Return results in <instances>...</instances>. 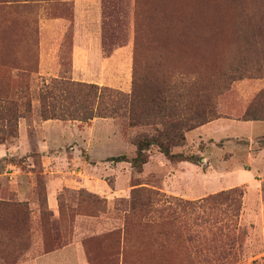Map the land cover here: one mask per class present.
I'll list each match as a JSON object with an SVG mask.
<instances>
[{
  "label": "rangeland",
  "instance_id": "obj_1",
  "mask_svg": "<svg viewBox=\"0 0 264 264\" xmlns=\"http://www.w3.org/2000/svg\"><path fill=\"white\" fill-rule=\"evenodd\" d=\"M94 36L120 63L75 75L73 40ZM158 133L191 159L152 144L132 167ZM0 149V264L69 241L88 264L259 260L264 0H0ZM216 193L211 242L231 249L204 254L196 204Z\"/></svg>",
  "mask_w": 264,
  "mask_h": 264
},
{
  "label": "crops",
  "instance_id": "obj_2",
  "mask_svg": "<svg viewBox=\"0 0 264 264\" xmlns=\"http://www.w3.org/2000/svg\"><path fill=\"white\" fill-rule=\"evenodd\" d=\"M90 40L86 41L85 37H82V41H78L74 38L72 43L70 51L71 70L80 77L86 75L88 67H99L108 70L110 66L114 67L117 63H120L116 56L121 51V48L113 49L110 53L102 56L97 36L90 38ZM115 83L104 80L103 84L113 85ZM0 153L4 154V149H0ZM46 200L50 208L52 207L51 209H53V198L47 194ZM17 264H88V260L82 244L69 241L28 261Z\"/></svg>",
  "mask_w": 264,
  "mask_h": 264
},
{
  "label": "trees",
  "instance_id": "obj_3",
  "mask_svg": "<svg viewBox=\"0 0 264 264\" xmlns=\"http://www.w3.org/2000/svg\"><path fill=\"white\" fill-rule=\"evenodd\" d=\"M45 117V116H44ZM48 118V117H45ZM172 138V136H167V135H162V134H155V135H142L140 137H138L135 140V154L130 157L128 160L131 164L132 167L134 168H139L140 165L145 161V153L144 150L149 146V145H156L159 149V151L165 155L168 158H176L178 160H190L191 156H183L180 153H171L169 151V142L168 140ZM111 160H116V161H124L126 158L123 155H117L114 157L110 158ZM235 191L232 190V193H234ZM240 192L238 194H235V197H229L230 200H233L235 202H237V209H239V198H240ZM217 196H219V194H214V195H209V196H204L201 197L196 204V208H198L201 212L202 215H204V217H202V226H201V230H200V235L201 238L204 240V244L202 245V248H198V250H203L204 254H209V253H223V254H227L230 248H222V245L219 247L217 246H213L212 244V240L215 238V236L217 235V233L220 232V227L217 225V222L219 221L218 217L216 216V214L213 212L214 209V201L217 198ZM234 196V195H233ZM227 197H225L226 199ZM218 200V199H217ZM183 205L192 208V205H194L193 203H190L188 201H182ZM234 217H237V212H235V214H233ZM231 228H234V225L231 226ZM189 228L186 227V239L190 240L193 239L191 233L189 234L188 232ZM226 234V233H225ZM193 235H195V233H193ZM229 235V234H227ZM230 236H233V234H231ZM229 247V246H228ZM188 250V249H187ZM192 254V252H196L195 249H189L187 251V254L189 255ZM189 255V256H190ZM202 264V263H201ZM251 264H264V256H262L259 260H252Z\"/></svg>",
  "mask_w": 264,
  "mask_h": 264
}]
</instances>
